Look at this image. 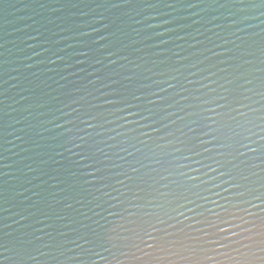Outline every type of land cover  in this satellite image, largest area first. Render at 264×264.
I'll list each match as a JSON object with an SVG mask.
<instances>
[{"label": "water", "instance_id": "1", "mask_svg": "<svg viewBox=\"0 0 264 264\" xmlns=\"http://www.w3.org/2000/svg\"><path fill=\"white\" fill-rule=\"evenodd\" d=\"M0 264H264V0H0Z\"/></svg>", "mask_w": 264, "mask_h": 264}]
</instances>
